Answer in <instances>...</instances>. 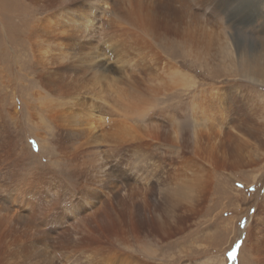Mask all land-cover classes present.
<instances>
[{"label":"bare ground","instance_id":"6f19581e","mask_svg":"<svg viewBox=\"0 0 264 264\" xmlns=\"http://www.w3.org/2000/svg\"><path fill=\"white\" fill-rule=\"evenodd\" d=\"M42 1L48 5L56 3V12L49 14L50 17L38 16L27 37L32 40L34 27L40 24L41 31H48L54 37L57 42L55 50H58L56 56H53L51 51H47V55H44L46 51H42V60L37 58L33 60V69L43 88L56 87L60 90L69 78L67 71L73 66L64 60L68 57L65 49L68 29L71 26L77 27L76 33L72 36L70 33L68 35L72 42L81 45L85 35L99 31L100 38H107L105 45L110 46L108 50L116 60H120L121 53L126 50L128 52V49H140L145 52L141 54L142 57L140 55L138 62H144L148 69H155L159 74L152 70L151 76L154 73L155 79L153 85H149L151 82L147 81L149 86L145 83L142 86L136 85L139 81L136 82L133 78L136 84L129 80H126L125 84L115 82L113 86L117 93L110 91L111 86L105 82V87L109 90L110 104L104 100L98 101L93 107L98 109L96 113L91 110L86 114L79 110L83 102L77 97L55 109L51 105L52 100L45 99L40 102L38 109L31 112V119L37 124H41L44 119L53 124L58 139L56 141L58 152L63 155L74 175L84 176L83 181L73 189L69 188L66 179L56 173L57 171H53L54 168L38 172L39 168L34 172L32 165L30 176L19 179L21 176L18 171L25 165L26 154L21 151L22 147L21 150L18 147V135L11 128L9 118H6V115L12 118L16 106L4 108L0 99V264H154L125 249V245H128L132 236L160 243L168 241L192 225L190 220L202 210L211 192L212 170L216 168L217 163L220 164L225 160L222 133L233 134L237 130L234 129L235 127H229L232 131L234 129L232 132L223 127V122L227 118V112L222 109L223 107L218 104L208 108L207 105H196L200 107L198 113L200 118H196L202 127H197L195 124L196 129L191 138H181L178 135L181 139H175L178 161L172 163L174 166L167 168L168 164L165 165L162 160V165L154 156H148L149 161H139L153 145V132L142 128L137 122L132 123L133 121H130L132 116L143 112L145 106L151 103L152 95L160 88L167 90L186 85V79L180 76L176 65L170 60H165L162 55L155 54L157 51L147 54L148 49L152 51L153 39L170 35L181 44L187 57L197 59L217 50V46H224L225 43H221L222 34H217L215 28L211 29L204 25L206 23L204 18L201 20L198 11L195 12L197 9L189 3V6L179 5L173 9L171 7L170 10L169 7L166 9L157 7L161 0H100L101 5L96 6L100 22L98 21V26L93 27L90 25L94 18L91 10V14L83 12L77 14L72 11L73 9L65 7L69 0ZM183 1L176 2L180 4ZM172 3L176 4L175 0H172ZM209 5L210 2L206 6L209 8ZM26 20L29 22L31 17H27ZM53 22L57 23L53 24ZM104 30L106 32L102 33L101 31ZM127 64L124 69H129L133 63ZM101 76L107 79V76L102 74ZM34 86L32 85L26 92L32 91ZM210 100L208 98L207 102ZM101 112L106 116H102ZM217 116L220 127L212 124ZM214 126L219 127L218 135L210 140L207 131L217 132V127ZM255 129L259 130V128ZM160 133L161 140L172 141L168 132L161 130ZM243 135L241 138L234 137L233 140L228 141L230 148H227L232 153L229 157L235 159L236 166L248 165L244 162L242 150L248 152L247 150L255 148L250 140V138L255 139L254 136H250L251 133L249 136L245 133ZM229 137L230 135L227 136ZM184 144L188 150L187 154L184 152ZM227 145L226 143L225 146ZM103 147L113 151L110 152L111 156H115L114 151L116 153L119 150L132 155H128V160L119 161L109 158L99 163L98 154L102 152ZM198 156H202L207 161L206 166L195 165ZM250 159L252 161V158ZM231 160L233 163V159ZM254 160L257 159L253 158ZM225 162L230 163V161ZM122 163L124 165H121ZM132 163L134 166H131ZM149 164H154L153 168L147 169ZM127 166H130V171L126 172L124 168L128 169ZM118 177L123 180L118 182L119 186L114 185ZM256 205L257 213L264 220V211L260 212V208L263 206L264 209V205L261 203ZM259 215L249 214L243 225V228L247 229L250 247L256 251L263 249L262 245L264 247V235H257L254 232L259 225L260 217L259 220L257 219ZM194 238L197 239L189 240L191 244L197 240L213 243L211 236ZM201 241L199 244L203 246ZM199 250L189 248L187 251L191 254ZM221 261L219 263L224 264Z\"/></svg>","mask_w":264,"mask_h":264},{"label":"rangeland","instance_id":"374dc122","mask_svg":"<svg viewBox=\"0 0 264 264\" xmlns=\"http://www.w3.org/2000/svg\"><path fill=\"white\" fill-rule=\"evenodd\" d=\"M176 1V4H173L172 0H161L162 3L160 2L157 7H162L161 9L169 7L171 10V7L173 9L179 5H193L195 8L192 7L197 9L195 12L198 11V17L201 20L204 18L206 22L204 25L211 29L215 28L217 34H222L221 43L224 42L225 45L217 46V50L208 53V55L204 54L200 58L193 59L190 56L187 57L185 50L173 36H162L151 41L152 51L149 48L147 54L157 51L154 53L162 55L165 60H170L178 68L180 76L186 79V85L168 88L169 90L160 88L159 92L157 91L152 95L151 103L149 102L147 107L145 106L143 112L132 116L130 121L135 124L137 122L142 128H147L151 133L153 132V139L156 134L155 141L152 139L153 145L141 156L139 161H149L150 159L147 157L154 156L162 165L163 163L168 164L166 165L167 168L174 166L172 163L178 161L176 160L175 139L191 138L196 129L195 124L197 127H202L196 118H200L198 115L200 107H196V105H207L208 108L218 104L227 112L223 127L226 130H229V127H235L234 129L237 130L236 132L233 129V132L230 129L233 134L223 135L222 133L223 137L226 136L225 139L230 135V139L225 140L221 136L222 144L225 143L223 146L226 153L223 162L230 161L231 164L229 162L227 164L225 162L226 165L223 162L217 163L216 168L212 170V188L206 203L198 215L190 220L192 225L183 233L161 243L132 236L128 245H125V249L154 264H220L221 260L224 264H264L263 245V249L257 251L252 249L247 240V229L243 228L245 218L249 214L259 215L256 204L264 205V0H184L180 4L181 0L178 3ZM209 2L208 8L206 5ZM100 5V0H69L65 7L73 9L72 11L77 14L79 12L90 13L91 10L92 14H90L94 18L91 17L93 22L91 21L90 25L94 27L98 26L100 22L98 17L100 15L96 9V6L99 7ZM56 9V3L48 5L42 0H0V99L4 108L16 106V110L12 112V118L6 113L5 115L7 119L9 118L11 128L18 135V147L20 150L23 148L21 151L26 154L25 165L18 171L21 176L19 179H24L27 175L30 176L32 165H34V172H37L39 168L38 172L49 168L53 170L54 168L53 171H57L56 173L66 179L69 188L73 189L83 181L84 176L74 175L63 159V155L58 152L56 142L58 139H56L53 124L46 119L42 120L41 124H37L31 119V112L38 109L40 102L45 99H51V105L55 109L65 105L66 101L77 97L83 102L82 106L80 105L81 108H78L79 110L86 114L91 110L96 113L98 109L93 107L98 101L104 100L110 104L109 90L105 87V82L111 86L110 91L115 93H117L113 86L115 82H124L125 84L126 80H129L136 84L139 81L136 85L146 84L149 86L154 84L155 76L154 73L151 76V73L152 70L155 72L156 70L148 69L144 62H138L140 55L145 52L140 49H128V52L126 50L121 53L120 60H116V57L108 50L110 46L105 45L108 41L107 38H100L99 31L89 32L85 35L81 45L72 42L68 35L70 33L72 36L76 33L77 27L71 26L68 29L65 49L66 57H68L64 60L73 66L67 71L69 78L66 79L65 85L60 90L56 87L53 89L43 88L36 71L33 69V60L34 58L42 60V51H46L44 55H47V51H51L52 55L56 56L58 54V50H55L57 42L48 31H41L42 25L40 24L34 27L32 40L27 36L30 34L29 30L34 26L36 19L55 13ZM205 14H207L206 17ZM27 17H31L29 22L26 20ZM55 23L57 22H53V24ZM101 32L105 33L106 30ZM114 43L115 41L112 42V44ZM117 43L119 42L117 41ZM135 62H138V66ZM127 63L134 65L132 64L129 69H124L128 66ZM124 73L128 75L126 76ZM156 73L159 74L158 71ZM101 74L107 76V79L104 77V80ZM147 81L151 83L147 85ZM32 85H35L34 89L27 93ZM208 98L211 99V103L207 102ZM75 108L77 107L75 106ZM101 115L106 116L102 112ZM217 121L218 116L216 120L212 121V124L219 126V121ZM203 123L208 125L206 122ZM241 124L244 125L241 126ZM243 126L245 127L243 128ZM219 127H217V132L216 130L212 131L215 135L210 133L211 131H207L210 140L216 138ZM255 128H259V130ZM159 130L168 132L172 141L161 140L162 136ZM243 132L248 136L250 133V136H254L255 139L250 138V140L251 143H254L255 148L250 151L247 150L248 152L242 150L244 162H247L248 165L238 166L237 164L236 166L235 159L229 157L232 154L230 153L229 142L234 137H243ZM226 143L227 146H225ZM183 148L187 154L188 150H186L185 144ZM101 151L98 154L99 163L109 158L119 161L120 159L126 160L127 157L129 158V154L132 155L119 150L116 153L114 151L115 156H111L110 152L113 151L106 147H103ZM248 156L252 158V161ZM227 157L229 158L227 159ZM230 158L235 162H233L235 166L232 165ZM253 158L257 159L254 160L255 163H253ZM197 160L195 165L206 166L207 161L202 156H198ZM140 164L138 163V165ZM150 165L146 168H153L154 164ZM131 166H134L133 163ZM127 167L129 168H124L126 172L130 171V166ZM162 173L160 172V174ZM99 179L102 178L99 177ZM114 182V185L119 186L123 180L118 177ZM263 211L262 206L260 212ZM257 219L259 225L254 232L257 235H264V220L261 215ZM206 236H211L213 243L200 240L203 245L200 246L198 240L193 244L190 242L197 239L194 237L202 239ZM189 248L200 250L188 254Z\"/></svg>","mask_w":264,"mask_h":264}]
</instances>
